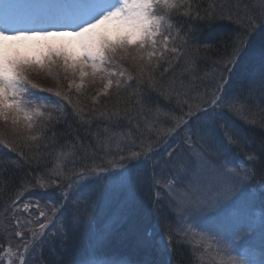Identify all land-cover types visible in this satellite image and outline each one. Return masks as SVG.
<instances>
[{
	"label": "snow or ice",
	"instance_id": "1",
	"mask_svg": "<svg viewBox=\"0 0 264 264\" xmlns=\"http://www.w3.org/2000/svg\"><path fill=\"white\" fill-rule=\"evenodd\" d=\"M182 8L185 9L182 15L189 16L193 5L189 0H63L54 4L31 5V11L27 15H22L21 10L16 9L5 11L0 15V121L11 122L15 129H20L23 125L21 130L32 131L38 118L49 121L59 119L51 113L45 117L42 109L49 103L61 115H67L63 105L36 95L34 90H51L39 87L29 80V73L32 71L49 75H58L59 71H63L65 74L78 76L80 82L75 84L77 91L83 87L87 78H100L105 81L103 94H107L113 84L118 89L133 88L130 82L134 81L135 88L128 97L129 103L132 96H135L136 103L142 108L150 105L152 92L170 102L173 90L166 89L162 81L171 68L169 54L178 52L176 40L182 39L179 33L183 31V27L173 19L176 14H181ZM236 20L240 29L231 42V51L226 57H222L223 72L218 78H213L214 87L208 88L206 85V93L200 94V103L195 106L189 99L180 98L181 95L187 97L186 92H176V107L181 109L183 115L177 116L173 109H169L171 124L167 129L147 125L148 138H151L153 132L156 134L155 143L146 144L141 140L142 151H130L125 156L117 142L115 153L106 152V155L113 156L106 161L107 166H104L103 159L100 164L93 163L90 168L85 165L87 171L74 172V178L69 179L67 184L62 182L64 175L58 169H53L50 177L37 175V183L42 192L46 193L49 187L59 189L58 198L49 200L52 205L51 215L42 209L43 201L39 198L30 209L29 203H24L23 208L20 207L23 201L21 191H17L16 198L9 197L11 202L5 215L9 212L12 215L11 224L6 231L15 229L12 238L16 240V250L12 249L10 238L9 245L0 254V264H17L13 257L18 258V264H29V259L33 258L37 247L41 248L42 253L46 238L51 241L59 240L63 247L69 239V227H83L91 233L89 256L79 264H114L109 259L102 258L103 248L122 220L125 209L105 212L100 205L106 193L113 190L112 170L125 167L116 163V155L120 161L143 159L152 163L154 153L160 147L159 141L165 138V155L168 158L166 163L176 170L179 177L178 165L187 174L189 165L194 161L208 160L205 152L201 150L202 146L228 153L231 145L245 139L225 118V113H234L236 106L241 103L247 105L257 99L264 100V0H259L258 13L246 10ZM173 32H176L175 37ZM256 46L259 47L261 57L258 72L250 71L248 64L244 62L249 50ZM125 61L136 64V76L123 67L122 62ZM164 63L168 67H164L158 79L155 73ZM237 84L240 89L230 91ZM72 86L70 82L69 87ZM207 92L211 93L210 100L206 98ZM54 95L71 104L67 95L62 96L59 91ZM93 99L95 101L96 98ZM185 104L188 105L187 112L183 111ZM73 111L79 114L75 106ZM181 133L183 136L179 138ZM52 135L55 137L56 133L53 131ZM173 136L179 139L169 143L167 138ZM27 139L36 140L37 137L28 136ZM0 145L14 150L6 137L0 138ZM18 155L23 158V153ZM229 163L231 161L226 159L225 165ZM242 163L243 178L260 176L259 187L264 189V141H261L259 148L249 147ZM239 176L238 170L234 173L228 172L224 170V165H220L212 167L206 182L199 178L195 183L189 181V186L184 188L186 196L177 200V206L186 214L178 223L197 227L193 220L200 218L201 214L206 216L207 226L199 231L211 236L217 244L221 243L219 238L224 236L238 238L241 242L255 237L257 225L251 219L250 212L255 195L243 188H237L240 183ZM93 177L96 179L95 186L85 191V182ZM3 179V174L0 173V180ZM45 179L48 180L47 183L44 182ZM173 183L174 181H170L166 185L170 196L174 195L171 191ZM30 184V181L23 180L21 187L31 191ZM4 187L7 188V183ZM251 187L255 188L256 185ZM74 191L78 195H73ZM159 198L157 189L154 204H159ZM31 211L38 215L25 220L17 215ZM160 220L157 217V224ZM32 225L36 227L33 228ZM53 226L55 230L50 233ZM258 227L261 244L264 245V218ZM152 235L151 231L146 232L141 242L152 243ZM188 236L187 229L178 228L176 236L169 232L164 247L174 251L175 246L183 243V238ZM200 242L208 244L205 235L201 236ZM223 251L227 258L220 257L216 264H244V261L230 256L227 249ZM201 258L203 259V254Z\"/></svg>",
	"mask_w": 264,
	"mask_h": 264
},
{
	"label": "trees",
	"instance_id": "2",
	"mask_svg": "<svg viewBox=\"0 0 264 264\" xmlns=\"http://www.w3.org/2000/svg\"><path fill=\"white\" fill-rule=\"evenodd\" d=\"M189 2L193 5L189 16L182 15L185 11L182 8L181 14L173 17L174 21L183 27V31L179 33L182 39L176 41L178 52L169 54L171 68L163 76L162 81L166 89L173 90L172 98H176V92L182 93L189 89H192V93L197 97L204 94L205 86L209 87L213 78L223 72L222 57H226L231 51V42L239 31L235 24L236 17L244 15L246 10L256 13L259 11L258 0H189ZM164 67H168V64L164 63L156 71L158 79ZM132 75L136 76L137 70L136 73L133 71ZM185 81L193 82V87L181 89L180 85ZM130 83L133 88L115 90L109 97L100 98L97 101L98 105L95 104L92 109L87 107L80 109L78 104H74L78 115L73 111V107L70 112L67 110V115L53 113L52 116L59 119L40 121L35 128L36 140L17 142V145H13L16 154L10 159L0 158V173L4 177L0 180V217L1 212L11 202L9 197L14 198L17 191H23L21 187L23 180H28L31 182L30 185H33L37 175L50 177L53 169L61 170L64 176L73 175L75 170L87 169L84 166L91 167L93 163L100 164L102 159L105 161L104 166H107L106 161L113 156L106 155V152H116L113 144L109 146V141L114 137L132 140L134 136L139 146L141 140L146 144L156 141L155 132L154 139L149 140L146 126L149 124L156 128L163 126L162 121H166L163 118L164 98L152 92L150 105L142 108L136 103L135 96H132L129 103L128 97L135 88V82ZM240 105L242 119L250 122H245L247 125L243 133L245 139L251 142L256 140V146L259 148L261 141H264L262 111L264 100L257 99L251 104ZM114 112L118 114L113 115ZM53 131L56 133L55 137L52 135ZM130 151L133 150L123 149L122 154L128 156ZM140 151L142 148L138 152ZM18 153H23V158ZM74 156L75 159L72 160ZM115 160L116 163L120 161L118 155L115 156ZM64 181L66 179L62 182ZM45 182L48 180L45 179ZM5 183L7 188L4 187ZM151 223L152 217L148 212L144 218L143 216L138 218L137 224L143 229H148ZM80 252L76 247L70 249L68 256H64L63 259L57 254L53 259L52 255L45 260V264H72L74 259H78ZM174 260V264H189L186 251L177 245Z\"/></svg>",
	"mask_w": 264,
	"mask_h": 264
},
{
	"label": "rangeland",
	"instance_id": "3",
	"mask_svg": "<svg viewBox=\"0 0 264 264\" xmlns=\"http://www.w3.org/2000/svg\"><path fill=\"white\" fill-rule=\"evenodd\" d=\"M0 3L2 5H4V6L6 4L2 0H0ZM5 7L9 11L10 10H13V9L18 10V6H17V4L13 0L10 2L9 5H7ZM21 14L22 15H26L25 12H23L22 10H21ZM122 63H123V67L124 68H126L130 72H133L134 71L136 73L137 68H136V64L134 62L125 61V62H122ZM215 77L218 78L219 76H215ZM29 80H31L33 83L37 84L39 87H42L44 89H52L54 91H59L60 93H62L64 95H67L68 98H70V99L72 98L71 100H72V102L74 104H78V107L80 109H85V107H87L89 109H92L91 107L96 106L95 105L96 101L99 98H101V96L103 95L102 90L104 88V83H105V81L101 80L100 78H96L94 80L92 78H87L85 80V82H84L83 87L79 91H77V88L75 87V84H77V83L80 82L79 81V77L78 76H75L74 77L70 73L65 74L63 71H59L58 72V75L57 74L49 75V74H47L45 72L32 71V72L29 73ZM70 82L73 85L71 88L69 87ZM180 86H181V89L192 88L193 87V82L185 81ZM212 87H214V84L212 85ZM186 93L188 95H190V93H188V92H186ZM94 97L96 98L95 101L93 99ZM206 98L210 100V98H211L210 92H207V97ZM82 103L83 104L85 103L86 106L83 105ZM193 106H195V105L193 104ZM232 114H236V115L239 114V111H238V107L237 106H236V110ZM40 120H41V118H38L36 120L35 125H34V128H33L32 131H28L26 129L21 130V129H23V125L20 126V129H15L14 126L11 124V122L5 123L3 121H0V138L6 137L7 140H8V142H9V144L17 145V142H21V141L28 140L27 139L28 136H34L35 128L38 125V123L40 122ZM170 124L168 126H166V127H161V129H167L170 126ZM217 153L220 154L222 152H217ZM204 163L205 162H195V169L197 171L195 172L194 178L191 180V182L195 183L196 180H197V178H199V179H202L203 178L202 173H201V167L204 166ZM177 167L180 168V172L183 171V168L182 167H180L179 165ZM167 168H170L171 171L173 170V168H172L171 165L170 166H167L166 165L164 167L162 166V169H160V170H162L163 172L165 171V169L168 170V171H170ZM162 171H160V173H162ZM240 172H241V174L238 177V180H243V181L240 182L237 185V188H243V189L248 190V188H247V184L248 183L243 178L244 171L243 170H240ZM175 174H176V170H175ZM129 177H131V175H129ZM150 177H151L150 174H148L147 176L144 175V174H141V176H140V178L142 180L151 179ZM175 177H176V175H175ZM30 187H32V186H30ZM54 188L55 187H49L48 191L46 193H44L43 197L42 196H39L38 195V192L36 191V189L41 190L40 187H39V185H36L33 189H31V191H27V193L30 196H32L33 198H39V199H41V200H43L45 202L46 201V196L47 195H50L51 194L50 190H54ZM149 190L150 189L143 190L142 191V193H143L142 195H148L149 194ZM171 191L174 194L172 196L169 195V189L167 188V199L172 198V201H173L171 203L167 202L168 203L167 204L168 210L169 211H174V217H175V222H176L177 229L178 228H181V229H187L188 230L189 228H186L183 225H181L180 223H178V219L176 217V213L179 215V220L182 219L186 215L177 206V200L179 198H181L182 196H184V195L178 194L177 192L179 190H178V188H175V187L172 188ZM75 192L76 191H74L73 194H75ZM108 193L109 192L106 193L105 197L108 195ZM126 194H127V197L131 196L129 198L130 200L135 198L134 196H132L133 193L126 192ZM51 197L54 198L55 196H51ZM23 202L24 201H22L21 204ZM34 203H35V201H31V204H34ZM21 204H20V207L22 208ZM257 205H258V203L254 201L253 202V206L250 209V212ZM42 209H43V207H42ZM45 210H47L48 213H49V215H51L52 205L51 204L50 205H45ZM3 212L5 214V210L2 211L1 213H3ZM257 212H260V211H257ZM260 213H262V212H260ZM17 215H19L22 220H25V219H31L32 216L38 215V213H36L35 211H31V212H27V214H25V213L22 214V212L21 213H17ZM6 217L11 222V216L10 215H6ZM31 227L35 228L34 225H32ZM0 228H4L6 230L7 227H1L0 226ZM174 228H175V226H169V225H168V227H165L164 228V230H163V237H162L163 243L166 242V237H168V233L169 232H171L174 236L176 235ZM14 231H15V229L13 228L11 231L3 232V234H7L6 237H5L6 238L5 241H8V242H5V241L1 240V238H0V242L2 244H8L9 245L10 238H12ZM188 231H189V236L183 238L184 239V242L187 243L188 245H193V243H192V241L194 239L193 238V235H192V233H191L190 230H188ZM257 233H259V227L258 226H257ZM202 235H205V239L206 240H209V242H213V238L211 236H207L206 234H202L201 233V236ZM177 239H180V238L177 237ZM196 241L197 240L195 239V242ZM245 241H243L242 243H244ZM209 242H208V244H209ZM240 243H241V241L238 238L234 240V244H240ZM232 245H233V242H232ZM11 246L12 247H15L16 246V240L14 238L11 239ZM189 250L191 251L192 254L196 255L198 257V259H199V261L195 262V258L193 257L191 259V262H189V264H212L211 262H208V258L206 257L207 255L204 252H201L199 250L192 251L190 248H189ZM39 251H40V248L39 247H37L34 250V256H33V258L29 259V264H39V255H38ZM202 254H203V259L201 258L202 257ZM13 259L16 260L17 261V264H18V258L13 257ZM244 264H256V260H253L251 262H248V260H244Z\"/></svg>",
	"mask_w": 264,
	"mask_h": 264
}]
</instances>
